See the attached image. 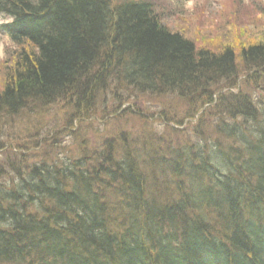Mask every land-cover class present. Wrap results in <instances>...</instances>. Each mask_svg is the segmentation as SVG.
Wrapping results in <instances>:
<instances>
[{
	"label": "trees",
	"instance_id": "trees-1",
	"mask_svg": "<svg viewBox=\"0 0 264 264\" xmlns=\"http://www.w3.org/2000/svg\"><path fill=\"white\" fill-rule=\"evenodd\" d=\"M157 6L0 0L10 19L1 28L19 49L0 80L2 119L78 91L72 125L93 115L101 92L129 89L215 103L226 116L216 142H203L199 128L174 147L123 131L79 158L47 156L25 172L16 164L20 179L0 168V264H264V104L237 82L239 59L264 78V40L239 56L198 49L164 25ZM13 146L22 156L31 148Z\"/></svg>",
	"mask_w": 264,
	"mask_h": 264
},
{
	"label": "rangeland",
	"instance_id": "rangeland-1",
	"mask_svg": "<svg viewBox=\"0 0 264 264\" xmlns=\"http://www.w3.org/2000/svg\"><path fill=\"white\" fill-rule=\"evenodd\" d=\"M154 1L158 5L157 11L162 13L164 25L192 39L198 49L206 47L223 51L224 48H231L239 56L242 48L264 40V0ZM4 21L8 20L0 14V25ZM18 51L10 35L0 28V80L7 74L4 69H9L10 65L6 66L8 60ZM238 61L237 82L240 89L254 103L264 104V78H251V71L244 68L241 59ZM227 87L223 88V93ZM115 91L101 92L93 115L73 118L72 125L69 119L73 112L70 102L74 103L78 91L69 99H59L60 102L45 109L35 105L18 116L9 115L3 119L0 116V143L5 146L1 150L4 152H0V168L6 172L5 178L20 179L18 171L14 174L13 166L16 164H22L25 172L31 165L43 164L47 156L55 161H69L68 158L82 157L80 152L84 150L90 152L95 149L94 152H98L105 148L107 139L123 131L135 136L154 134L165 147L197 139V128L204 132L203 142H216L222 137L215 130L226 116L217 113L215 103H191L190 98L176 93H142L134 89L122 93ZM230 91L238 90L231 88ZM122 101L124 103L119 107ZM167 125L176 128V131ZM20 141L31 146L29 150L25 149L24 156L21 155V148L13 146ZM153 147L151 145L150 149L153 150ZM143 159L140 160L142 165L145 162Z\"/></svg>",
	"mask_w": 264,
	"mask_h": 264
}]
</instances>
